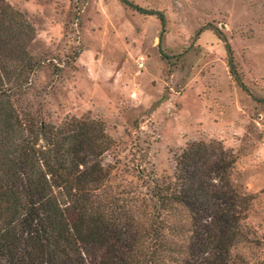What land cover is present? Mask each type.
Instances as JSON below:
<instances>
[{
    "label": "rangeland",
    "instance_id": "374dc122",
    "mask_svg": "<svg viewBox=\"0 0 264 264\" xmlns=\"http://www.w3.org/2000/svg\"><path fill=\"white\" fill-rule=\"evenodd\" d=\"M6 1L35 30L37 65L14 102L41 123L103 122L104 198L160 230L182 264L191 221L171 199L176 159L194 141L218 142L236 158L232 181L254 196L228 264H264V0H128L161 12L163 26L120 0Z\"/></svg>",
    "mask_w": 264,
    "mask_h": 264
},
{
    "label": "trees",
    "instance_id": "16d2710c",
    "mask_svg": "<svg viewBox=\"0 0 264 264\" xmlns=\"http://www.w3.org/2000/svg\"><path fill=\"white\" fill-rule=\"evenodd\" d=\"M120 2L163 26L161 12ZM34 38L25 15L0 0V264H176L160 230L140 229L104 198L100 157L110 138L102 121L55 126L15 104L37 65L27 51ZM235 162L218 142L194 141L177 157L171 199L191 221L182 264H228L243 240L254 196L232 181Z\"/></svg>",
    "mask_w": 264,
    "mask_h": 264
},
{
    "label": "built area",
    "instance_id": "2783aa9c",
    "mask_svg": "<svg viewBox=\"0 0 264 264\" xmlns=\"http://www.w3.org/2000/svg\"><path fill=\"white\" fill-rule=\"evenodd\" d=\"M139 65H141V62H140V64ZM134 95L132 94V96L131 97H133ZM262 146H264V140L262 141Z\"/></svg>",
    "mask_w": 264,
    "mask_h": 264
},
{
    "label": "bare ground",
    "instance_id": "6f19581e",
    "mask_svg": "<svg viewBox=\"0 0 264 264\" xmlns=\"http://www.w3.org/2000/svg\"><path fill=\"white\" fill-rule=\"evenodd\" d=\"M131 96H132V94H131Z\"/></svg>",
    "mask_w": 264,
    "mask_h": 264
}]
</instances>
